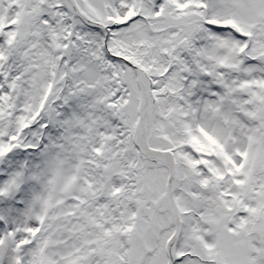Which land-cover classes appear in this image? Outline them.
<instances>
[{
    "label": "snow or ice",
    "instance_id": "obj_1",
    "mask_svg": "<svg viewBox=\"0 0 264 264\" xmlns=\"http://www.w3.org/2000/svg\"><path fill=\"white\" fill-rule=\"evenodd\" d=\"M0 264H264V0H0Z\"/></svg>",
    "mask_w": 264,
    "mask_h": 264
}]
</instances>
